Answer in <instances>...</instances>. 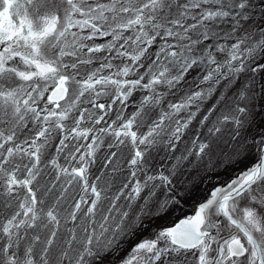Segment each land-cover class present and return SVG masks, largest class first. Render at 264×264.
Wrapping results in <instances>:
<instances>
[{
	"label": "snow or ice",
	"instance_id": "obj_1",
	"mask_svg": "<svg viewBox=\"0 0 264 264\" xmlns=\"http://www.w3.org/2000/svg\"><path fill=\"white\" fill-rule=\"evenodd\" d=\"M0 264H264V0H0Z\"/></svg>",
	"mask_w": 264,
	"mask_h": 264
},
{
	"label": "trees",
	"instance_id": "obj_2",
	"mask_svg": "<svg viewBox=\"0 0 264 264\" xmlns=\"http://www.w3.org/2000/svg\"><path fill=\"white\" fill-rule=\"evenodd\" d=\"M246 163H251V161H248V162H246ZM241 167H244V165H241ZM209 187H211V186H209ZM201 198H202V194L198 192L197 195H196L193 199H194V200H199V199H201ZM188 203L191 204L192 201H189ZM186 213H189V212H187V211H185V212H181L180 214H178V215L175 216V217H173L172 214L169 213L168 216L162 217L161 219L155 221L154 224H155L156 226H168V225L172 224L175 220H177L180 216H183V215H185ZM140 235H142V236H146L147 233H140V234L137 235V237H136L134 240L129 241V243H128V247L125 249V252L128 251V249L131 247L132 244H134L135 242H137V241L139 240ZM123 254H124V253H121V255H123Z\"/></svg>",
	"mask_w": 264,
	"mask_h": 264
},
{
	"label": "rangeland",
	"instance_id": "obj_3",
	"mask_svg": "<svg viewBox=\"0 0 264 264\" xmlns=\"http://www.w3.org/2000/svg\"><path fill=\"white\" fill-rule=\"evenodd\" d=\"M143 236L142 235H140V238L139 239H141Z\"/></svg>",
	"mask_w": 264,
	"mask_h": 264
},
{
	"label": "flooded vegetation",
	"instance_id": "obj_4",
	"mask_svg": "<svg viewBox=\"0 0 264 264\" xmlns=\"http://www.w3.org/2000/svg\"><path fill=\"white\" fill-rule=\"evenodd\" d=\"M170 225H172V224H170ZM170 225H168V226H170Z\"/></svg>",
	"mask_w": 264,
	"mask_h": 264
}]
</instances>
